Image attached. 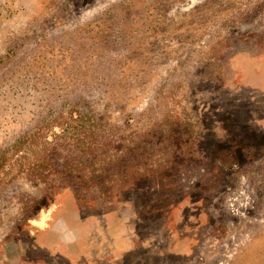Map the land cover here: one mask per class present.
Instances as JSON below:
<instances>
[{"label":"rangeland","instance_id":"1","mask_svg":"<svg viewBox=\"0 0 264 264\" xmlns=\"http://www.w3.org/2000/svg\"><path fill=\"white\" fill-rule=\"evenodd\" d=\"M0 264H264V0H0Z\"/></svg>","mask_w":264,"mask_h":264},{"label":"crops","instance_id":"2","mask_svg":"<svg viewBox=\"0 0 264 264\" xmlns=\"http://www.w3.org/2000/svg\"><path fill=\"white\" fill-rule=\"evenodd\" d=\"M50 225H51V224H50ZM49 228H50V227H49ZM53 231H55V230H53ZM69 243H70V244L65 243V242L62 243V241L57 240V242H56L55 244H56L57 246L59 245V247H62V246H63V247H64V246L66 247V246H67L66 248L69 249V250L65 249V252L68 251V252H70L72 255H75L76 251L73 252V251H74L73 248L75 247V245H74L73 242H71V241H70ZM71 243H72V244H71ZM65 247H64V248H65ZM72 252H73V253H72ZM64 254L67 255V253H64ZM54 255H55V256L58 255V257L61 258V253H60V252H58V253H57V252H54ZM62 257H63V256H62Z\"/></svg>","mask_w":264,"mask_h":264}]
</instances>
